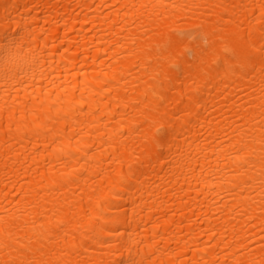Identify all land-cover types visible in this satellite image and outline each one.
Here are the masks:
<instances>
[{"label": "bare ground", "instance_id": "obj_1", "mask_svg": "<svg viewBox=\"0 0 264 264\" xmlns=\"http://www.w3.org/2000/svg\"><path fill=\"white\" fill-rule=\"evenodd\" d=\"M0 264H264V0H0Z\"/></svg>", "mask_w": 264, "mask_h": 264}]
</instances>
